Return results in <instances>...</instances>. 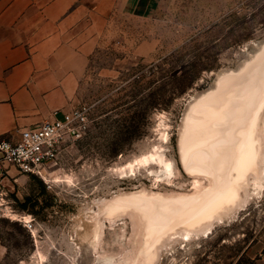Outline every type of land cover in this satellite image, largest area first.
<instances>
[{
    "label": "rangeland",
    "instance_id": "rangeland-1",
    "mask_svg": "<svg viewBox=\"0 0 264 264\" xmlns=\"http://www.w3.org/2000/svg\"><path fill=\"white\" fill-rule=\"evenodd\" d=\"M89 49L76 105L89 109L87 133L41 176L9 168L0 264H264V190L242 208L237 188L230 205L179 217L225 182L223 168L188 171L181 143L201 100L264 67V0H156L145 18L121 20ZM156 152L172 174L156 162L137 166ZM196 180L207 191L200 198ZM159 220L167 223L154 232ZM186 232H195L189 241Z\"/></svg>",
    "mask_w": 264,
    "mask_h": 264
},
{
    "label": "crops",
    "instance_id": "crops-1",
    "mask_svg": "<svg viewBox=\"0 0 264 264\" xmlns=\"http://www.w3.org/2000/svg\"><path fill=\"white\" fill-rule=\"evenodd\" d=\"M156 0H0V140L76 108L89 47Z\"/></svg>",
    "mask_w": 264,
    "mask_h": 264
},
{
    "label": "bare ground",
    "instance_id": "bare-ground-1",
    "mask_svg": "<svg viewBox=\"0 0 264 264\" xmlns=\"http://www.w3.org/2000/svg\"><path fill=\"white\" fill-rule=\"evenodd\" d=\"M201 101L192 112L190 111L191 114L186 122L181 143L183 162L186 169L194 174L204 171L214 175L216 171L219 172V169L223 168L226 170L222 173L225 182L222 183L218 191L209 189V195L206 199L191 201V206L183 207L181 209L182 216H179L183 217L182 220L196 218L203 209L210 212L216 204L220 207L230 205L238 195L237 188L240 192L246 193L245 197H241V208L248 203L252 196H259L264 190V170L262 168L264 150L260 151L258 144L261 143L256 136V131L259 128V132L264 131V113L262 114L264 108V67L262 66L259 72H254L253 69L247 70L244 74L233 78L227 88ZM154 162L160 168L167 169L168 173H173L170 160L164 158V155L159 154V152L150 155V157H145L137 166L147 167ZM130 169V172L134 173L133 165L130 166ZM239 176L243 179L244 184L240 180L242 185L238 187L235 184L240 179ZM251 176L254 177V189L252 193H249L246 188ZM195 184L198 192L204 189L198 180ZM203 193L205 195L207 191H200L198 198ZM152 209L155 210V208ZM185 210L187 216L183 215ZM155 212L152 216L156 215ZM166 223L161 220L160 223L153 226L154 232L159 231L160 227ZM103 227L101 225L97 234V243H99ZM210 230L211 228L207 227L201 233L207 235ZM194 234L186 232L182 236L186 241H189ZM156 235L160 236V234Z\"/></svg>",
    "mask_w": 264,
    "mask_h": 264
},
{
    "label": "built area",
    "instance_id": "built-area-1",
    "mask_svg": "<svg viewBox=\"0 0 264 264\" xmlns=\"http://www.w3.org/2000/svg\"><path fill=\"white\" fill-rule=\"evenodd\" d=\"M88 121L89 109L80 106L67 112H56L52 120L23 129L16 140H0V207L5 204L6 193L1 191V186L10 177V167L20 174L43 175L57 163L65 145L85 136ZM18 216L25 228L31 230L34 227L26 217Z\"/></svg>",
    "mask_w": 264,
    "mask_h": 264
}]
</instances>
